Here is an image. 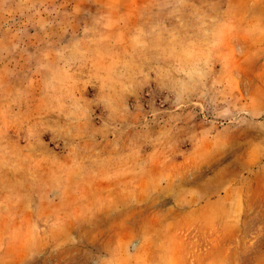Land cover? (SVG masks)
Here are the masks:
<instances>
[{
    "label": "rangeland",
    "instance_id": "374dc122",
    "mask_svg": "<svg viewBox=\"0 0 264 264\" xmlns=\"http://www.w3.org/2000/svg\"><path fill=\"white\" fill-rule=\"evenodd\" d=\"M0 264H264V0H0Z\"/></svg>",
    "mask_w": 264,
    "mask_h": 264
},
{
    "label": "bare ground",
    "instance_id": "6f19581e",
    "mask_svg": "<svg viewBox=\"0 0 264 264\" xmlns=\"http://www.w3.org/2000/svg\"><path fill=\"white\" fill-rule=\"evenodd\" d=\"M190 175V174H189Z\"/></svg>",
    "mask_w": 264,
    "mask_h": 264
}]
</instances>
